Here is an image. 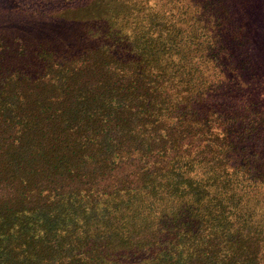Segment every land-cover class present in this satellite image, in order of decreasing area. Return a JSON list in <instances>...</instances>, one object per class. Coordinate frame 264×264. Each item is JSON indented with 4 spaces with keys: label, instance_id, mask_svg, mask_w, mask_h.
<instances>
[{
    "label": "trees",
    "instance_id": "trees-1",
    "mask_svg": "<svg viewBox=\"0 0 264 264\" xmlns=\"http://www.w3.org/2000/svg\"><path fill=\"white\" fill-rule=\"evenodd\" d=\"M6 1L0 264H264V0Z\"/></svg>",
    "mask_w": 264,
    "mask_h": 264
},
{
    "label": "rangeland",
    "instance_id": "rangeland-1",
    "mask_svg": "<svg viewBox=\"0 0 264 264\" xmlns=\"http://www.w3.org/2000/svg\"><path fill=\"white\" fill-rule=\"evenodd\" d=\"M2 1V6L5 4V3H7V1L6 0H0V2ZM68 1L69 0H20V5L21 6H23L24 8H26L27 10H29V8H28V6H30L31 4H33V5H35V3L38 5L39 3H41V5L42 6H40L41 8H45L47 11H48V9L49 8H52V9H58V7L60 8L61 6H63V7H67V6H69V7H77V6H75V2L74 1H71V3H68ZM87 0H81L80 1V3H81V5L82 4H84L85 2H86ZM24 5H26V6H24ZM28 5V6H27ZM44 5H46V6H44ZM7 7H8V3H7ZM10 7V6H9ZM35 7V6H34ZM27 10H22L23 12H25V13H27L26 15L28 16V18H29V20H31V14H30V12L32 11V10H34V8L33 9H31L30 11H27ZM75 11H76V8H75ZM32 12H34V11H32ZM7 13H8V17L10 18V21H11V23L14 25V26H17L18 25V23H19V25H20V23L22 24V25H25V22L27 21V19L25 18V17H23L19 12H17V11H15V10H12L10 13H9V11H7ZM29 13V14H28ZM39 13H45V12H42V11H39ZM54 14H55V16H57V17H60V16H62V15H67V16H70V15H72V14H69L67 11H65V12H58L57 10H55L54 11ZM34 15V17L33 18H36V19H41V18H37V17H40L39 15H37V14H33ZM42 21V23H40V24H36L37 26H40V27H38V30L39 31H44L46 28H45V26L48 24V22H50V21H48V22H45L44 23V21L43 20H41ZM60 25V24H59Z\"/></svg>",
    "mask_w": 264,
    "mask_h": 264
}]
</instances>
